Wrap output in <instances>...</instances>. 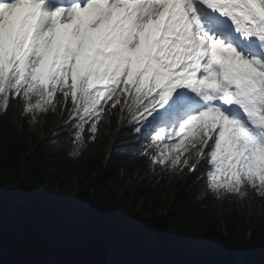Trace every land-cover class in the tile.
Returning <instances> with one entry per match:
<instances>
[{
    "label": "snow or ice",
    "instance_id": "snow-or-ice-1",
    "mask_svg": "<svg viewBox=\"0 0 264 264\" xmlns=\"http://www.w3.org/2000/svg\"><path fill=\"white\" fill-rule=\"evenodd\" d=\"M10 110L59 116L73 158L120 115L153 170L199 168L216 199L264 201V0H0Z\"/></svg>",
    "mask_w": 264,
    "mask_h": 264
},
{
    "label": "trees",
    "instance_id": "trees-1",
    "mask_svg": "<svg viewBox=\"0 0 264 264\" xmlns=\"http://www.w3.org/2000/svg\"><path fill=\"white\" fill-rule=\"evenodd\" d=\"M134 126L105 115L73 158L59 116L0 114V264H264V201L216 199L199 168L153 170Z\"/></svg>",
    "mask_w": 264,
    "mask_h": 264
},
{
    "label": "rangeland",
    "instance_id": "rangeland-1",
    "mask_svg": "<svg viewBox=\"0 0 264 264\" xmlns=\"http://www.w3.org/2000/svg\"><path fill=\"white\" fill-rule=\"evenodd\" d=\"M85 197V195H83V196H79V202H81V203H83V205H84V207L83 208H86V211H88V201L84 198ZM19 216V218H20V216H21V214H20V208H16L15 209V211L12 213V216ZM115 264H120L119 263V261H117V260H115Z\"/></svg>",
    "mask_w": 264,
    "mask_h": 264
},
{
    "label": "water",
    "instance_id": "water-1",
    "mask_svg": "<svg viewBox=\"0 0 264 264\" xmlns=\"http://www.w3.org/2000/svg\"><path fill=\"white\" fill-rule=\"evenodd\" d=\"M17 202H18V201H17V198H15V199L12 201V203L8 206V210L11 211V210L16 209L17 206H18V203H17ZM85 212H86V208H83V209L81 210V216H82V217L84 216Z\"/></svg>",
    "mask_w": 264,
    "mask_h": 264
}]
</instances>
